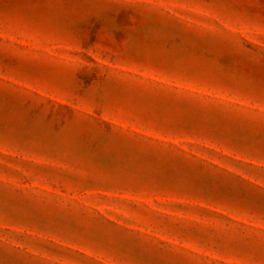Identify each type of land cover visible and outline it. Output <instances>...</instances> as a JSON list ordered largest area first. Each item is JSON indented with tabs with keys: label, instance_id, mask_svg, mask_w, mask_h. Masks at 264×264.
<instances>
[{
	"label": "rangeland",
	"instance_id": "obj_1",
	"mask_svg": "<svg viewBox=\"0 0 264 264\" xmlns=\"http://www.w3.org/2000/svg\"><path fill=\"white\" fill-rule=\"evenodd\" d=\"M0 264H264V0H0Z\"/></svg>",
	"mask_w": 264,
	"mask_h": 264
}]
</instances>
